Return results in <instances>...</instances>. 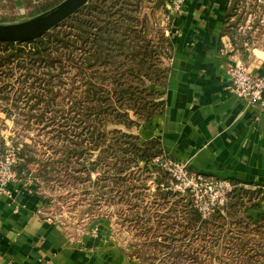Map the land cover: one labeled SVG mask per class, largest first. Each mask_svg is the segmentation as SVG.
<instances>
[{
	"label": "trees",
	"instance_id": "16d2710c",
	"mask_svg": "<svg viewBox=\"0 0 264 264\" xmlns=\"http://www.w3.org/2000/svg\"><path fill=\"white\" fill-rule=\"evenodd\" d=\"M58 3L43 1L40 12ZM241 4L243 0L230 1L222 35L228 36L234 51L242 52L246 59L252 36L239 30L243 19ZM143 8L144 0H89L37 39L0 40V98L15 100V104L1 106V110L17 124L18 117L25 116L26 121L33 119L43 129L51 126L54 132L51 141L45 144L53 155L37 156L40 151L37 142L30 144L15 138L12 148L1 146L0 153H6L0 160L7 154L6 150H13L17 178L22 180L31 175L37 183L33 190L39 194V178L55 179L62 184L89 183L87 189L92 190L88 194L94 195L90 197L95 202L119 196V202L134 207L131 211L138 207L135 216L140 215L142 219L146 213L141 211L142 201L138 200L143 195L131 193L141 186L149 189L148 183L152 180L158 194L156 199L163 200L162 203L156 200L155 204L168 206L169 211L171 206L173 210L182 206V217L178 220L185 219L186 230L196 227L202 230L200 236L191 237L190 245L195 239L201 241L204 253L212 262L217 257L240 264H264V185L230 179L234 187L228 192L226 202L214 206L204 218L194 194L175 189L178 181L161 160L168 157L161 137L142 139L133 131L165 113L174 51L171 37L160 25L151 22ZM65 74H73L70 85L80 80V86L62 88L67 84ZM17 77L16 84L12 80ZM53 77L57 82L50 81ZM77 89V94L71 93ZM64 95L63 100H70L67 109L62 102L53 103ZM22 98L27 101L21 107L18 101ZM52 111L54 116L48 118ZM26 125L29 129L30 124ZM45 153L43 150L42 154ZM36 163L39 167L34 174L31 167ZM28 167L30 173L24 174ZM56 169L59 171L52 174ZM103 204H98L100 209ZM92 210L91 207V213ZM168 238L173 243L177 241L173 234ZM229 243L233 246H227ZM254 244L258 248L251 247ZM191 251L190 256L206 264L199 252L196 254L193 248ZM166 253L178 259L181 251L173 248Z\"/></svg>",
	"mask_w": 264,
	"mask_h": 264
},
{
	"label": "crops",
	"instance_id": "0c3cea01",
	"mask_svg": "<svg viewBox=\"0 0 264 264\" xmlns=\"http://www.w3.org/2000/svg\"><path fill=\"white\" fill-rule=\"evenodd\" d=\"M43 1L0 0V22L33 17ZM230 1L184 0L182 16L173 17L166 111L141 134L160 136L165 151L193 172L264 185V110L231 91L228 73L241 62L264 75V49L245 59L222 35ZM10 188L0 196V264H137L102 230L67 236L27 182L16 179Z\"/></svg>",
	"mask_w": 264,
	"mask_h": 264
},
{
	"label": "rangeland",
	"instance_id": "374dc122",
	"mask_svg": "<svg viewBox=\"0 0 264 264\" xmlns=\"http://www.w3.org/2000/svg\"><path fill=\"white\" fill-rule=\"evenodd\" d=\"M241 5V8L243 9V19L240 21L239 30L252 36L251 42L247 45V53L248 55H254L256 49H264V0H243V4ZM142 11L148 13L151 22L160 25L172 39L175 35L173 32L175 18L173 17L182 16L183 8L181 11L175 10L174 0H144V8ZM245 65L247 66V64ZM72 75L73 74H65L63 76L64 81L67 82V84L62 85V88L69 90L68 88H72L73 86H80L81 82L79 79H77L79 81L74 83L73 86L69 84H72L70 79ZM57 80L56 77H53L50 81L57 82ZM12 81L17 84L18 77ZM54 86L56 90L59 89L58 83L54 84ZM78 90L79 89L75 90V93H71L77 94ZM65 92L68 94L67 91ZM66 93L65 95H67ZM65 95L58 97L53 103L62 102L63 107L67 109L70 106V100L68 98L63 100ZM11 96L13 98L15 93L12 92ZM26 99L27 98H22L21 101H18L19 106H26ZM6 104L11 106L12 104H15V100L4 101L0 98V148L3 144H5L7 148H12L13 140L18 138L19 140H24L30 144H35L37 142V147L40 150L38 151L37 156L41 155L40 157L47 158L48 156L53 155L52 150L48 145H45L50 142L51 138L54 136L52 127L47 126L43 129V126L41 124H36V121L33 119H30L29 122L26 121L27 119L25 116H19L18 120L20 121L17 124L12 118H7L6 114L1 110V106H5ZM55 107L57 106H53V108ZM52 113L53 111L48 114V118L54 116ZM26 124H30L29 129ZM145 125L141 128L133 129L134 133L139 134L142 139H145L141 134V130ZM43 150L46 152L45 154H42ZM6 151L7 153L10 152L9 149ZM5 153H0V159ZM166 155H168L167 158L164 157L161 159L164 166L165 163L168 162V159L174 160L183 165L185 170H188L190 174L197 173L191 171L185 163L174 159L167 152ZM38 167L39 165L37 163L32 165L31 171L36 174L38 172ZM165 167L167 168V166ZM29 170L30 167L24 169V174L30 173ZM57 171L59 170L56 169L52 174H56L55 172ZM134 171L137 174V169ZM171 173L177 180L173 172ZM27 176L28 178L22 180L30 184L31 187H36L37 183L35 184L33 177L29 174ZM95 176L96 175H94V178ZM207 177H210L209 179H223L213 176ZM48 179L49 178L38 179L40 187L37 189L40 190V194L44 199V211L46 210L48 214L51 215L54 222L59 224L69 237H73L74 239L81 238L90 233L98 234L99 231L102 230L114 240L115 244L121 248L131 260H134L137 264H200L193 258L194 255L190 256L192 251L189 252V250L192 248L195 249L194 252H196V254L197 252L200 253V259L206 260V264H240L238 261L219 260L217 257L212 262V258H209V255L204 253L205 250L202 247L201 241L195 239V243L190 245L193 243L191 237L200 236L202 230L197 227L192 231L186 230L185 219L178 220L182 217V213L180 212L182 206L178 205L176 210H173V207L171 206L169 211L167 208L168 206L155 204L154 201L158 200L162 203L163 200L156 199L158 194L156 193V185L152 180H148L149 189L140 185L141 187L139 189L131 193V195H134L135 193L143 195V198L138 200L142 201V206L140 207L141 211L146 213L145 217L142 219L140 215L135 216L139 208L137 207L131 211L134 207L131 206L130 203L119 202V196L115 199H109L108 201L95 202L94 199H91L90 197V195H94L88 194L92 190L87 189L89 183L72 185L62 184L55 179ZM138 185L139 182H137V186ZM177 185L178 183L175 185V189L180 190ZM200 187H202L201 191L203 192V195H199V199L194 195L196 204L200 201L201 204L207 205V202L216 201L220 197L225 196L222 193L223 191L220 188H214V185H210L209 187L204 184L203 186L200 185ZM145 196L147 199L144 201ZM134 200L135 199L133 198L131 202H134ZM176 200L178 199H174V201ZM108 202L119 203L107 204ZM100 203H104L102 209L99 208L98 204ZM91 207L93 209L92 213L90 211ZM96 208H98V211H95ZM250 213L253 215L256 214L255 211H251ZM146 225L147 228L145 227ZM216 231L219 232V229ZM250 231L254 232L256 230ZM172 234L175 235V238L177 239L174 243L168 241L170 240L169 238L167 239V237H170ZM243 237H245V235ZM257 237L259 238L258 235ZM227 246H233V244L229 243ZM252 246L258 248L255 244L251 245V247ZM173 248H176L177 250L180 249L181 251L178 259L170 258L166 253L170 252Z\"/></svg>",
	"mask_w": 264,
	"mask_h": 264
},
{
	"label": "built area",
	"instance_id": "2783aa9c",
	"mask_svg": "<svg viewBox=\"0 0 264 264\" xmlns=\"http://www.w3.org/2000/svg\"><path fill=\"white\" fill-rule=\"evenodd\" d=\"M184 0H174L175 10L181 11ZM231 78V91L239 98L247 101L252 106H259L264 110V75H256L249 70V67L243 63H236L228 70ZM159 159V158H158ZM17 161L16 154L10 150L2 160H0V196L2 194H11V182L17 179V173L13 169L14 163ZM165 166L173 172L177 178V187L182 191H191L196 198L203 195L201 186L204 184L214 185V188H220L225 196L220 197L216 201L207 202V205L197 202L199 209L204 217H207L214 206L223 205L226 195L233 189V185L229 180L209 179L201 173L190 174L185 167L174 160H169ZM210 184V185H209ZM222 195V194H221ZM204 203V202H202Z\"/></svg>",
	"mask_w": 264,
	"mask_h": 264
},
{
	"label": "water",
	"instance_id": "95a60500",
	"mask_svg": "<svg viewBox=\"0 0 264 264\" xmlns=\"http://www.w3.org/2000/svg\"><path fill=\"white\" fill-rule=\"evenodd\" d=\"M89 0H62L33 17L14 22H0V40L24 42L34 40L76 13Z\"/></svg>",
	"mask_w": 264,
	"mask_h": 264
}]
</instances>
